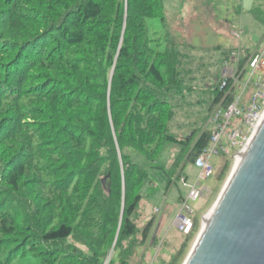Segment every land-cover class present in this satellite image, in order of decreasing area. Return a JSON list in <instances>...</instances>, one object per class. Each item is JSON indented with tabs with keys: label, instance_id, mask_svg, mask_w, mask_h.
Listing matches in <instances>:
<instances>
[{
	"label": "trees",
	"instance_id": "1",
	"mask_svg": "<svg viewBox=\"0 0 264 264\" xmlns=\"http://www.w3.org/2000/svg\"><path fill=\"white\" fill-rule=\"evenodd\" d=\"M178 42L164 0H0V264H127L153 240V219L137 224L149 168L169 187L178 163L160 157L193 161L210 137L171 131Z\"/></svg>",
	"mask_w": 264,
	"mask_h": 264
},
{
	"label": "rangeland",
	"instance_id": "2",
	"mask_svg": "<svg viewBox=\"0 0 264 264\" xmlns=\"http://www.w3.org/2000/svg\"><path fill=\"white\" fill-rule=\"evenodd\" d=\"M200 4L204 8L201 9L202 12H206L205 15L195 7ZM164 7L170 36L176 37L179 44L183 43L179 49L185 56L182 59V69H177L182 73L184 90L175 94V99L172 100L175 106V121L172 122L171 131L180 140L190 135L197 139L201 132L207 130L211 134L214 130L209 123L213 111H209V91L215 86L216 80L227 71L223 52L232 50L234 55L228 57L232 60H241L244 56L246 60L250 56L258 58L256 67H247L246 76L240 83L242 86L247 83L243 102L256 91V83L260 85V89L264 86V63L260 57L264 49V0H209L208 5L205 0H164ZM258 17L262 20L257 19ZM225 20L231 23L232 29L229 24H225ZM225 26L231 30L233 37L225 35ZM230 44L232 48H228ZM237 86L234 92L239 96L241 91ZM178 151L177 148L168 150L160 157L157 166H168L167 169H170L173 163V160L170 161V154H180ZM237 152L234 147L229 155H212L209 162L214 166L216 174L207 180H199L198 170L184 162L181 172L187 180L183 182L178 176H173L169 187V180L162 170L149 168V177L140 189L143 203L139 208L141 207L145 217H157L153 226L155 236L135 252L128 248L127 264H169L171 257L185 242L184 251L178 261V264H184L205 222L204 217L212 211L232 171ZM187 153L188 151L184 150L183 156ZM178 158L182 160L180 155ZM134 161L148 167L139 155L134 156ZM195 183L202 194L192 201L188 199V193ZM182 201L192 210L191 227L185 234L179 233L175 228V218L181 209ZM138 214L137 224L141 227L139 209ZM121 245L125 248L127 242H122ZM82 250L87 251L84 247ZM102 264H118V261L114 260L111 252Z\"/></svg>",
	"mask_w": 264,
	"mask_h": 264
},
{
	"label": "water",
	"instance_id": "3",
	"mask_svg": "<svg viewBox=\"0 0 264 264\" xmlns=\"http://www.w3.org/2000/svg\"><path fill=\"white\" fill-rule=\"evenodd\" d=\"M184 264H264V118Z\"/></svg>",
	"mask_w": 264,
	"mask_h": 264
},
{
	"label": "built area",
	"instance_id": "4",
	"mask_svg": "<svg viewBox=\"0 0 264 264\" xmlns=\"http://www.w3.org/2000/svg\"><path fill=\"white\" fill-rule=\"evenodd\" d=\"M232 55L234 53H231ZM260 57L264 63V49ZM257 62L258 58L253 56H250L242 67H239L240 60L237 58L225 62L227 71L223 73L219 86L224 94L213 108L209 120L214 130L210 134L207 147L193 158V167L198 170L199 180H207L213 176V165L209 162L212 155H229L234 147L238 151L236 156L243 154L264 118V86L260 89V85L256 83V91L243 102L247 83L243 86L240 84L246 76L247 67H256ZM235 86L241 91L239 96L234 92ZM228 98L231 99L230 102ZM179 179L185 182L183 178ZM201 194V189L195 183L189 189L188 199L195 201ZM191 215L192 210L182 201L181 209L175 218V228L179 233H187L192 223Z\"/></svg>",
	"mask_w": 264,
	"mask_h": 264
},
{
	"label": "crops",
	"instance_id": "5",
	"mask_svg": "<svg viewBox=\"0 0 264 264\" xmlns=\"http://www.w3.org/2000/svg\"><path fill=\"white\" fill-rule=\"evenodd\" d=\"M206 1V3H207V5H208V1L207 0H205ZM236 1H238V2H240L241 0H236ZM221 2H222V0H221ZM195 7H198V11L199 12H202V8H203V6L200 4L199 6H195ZM204 9V8H203ZM205 11V10H204ZM201 14H203V15H205L206 14V12H202ZM200 14V15H201ZM211 17V16H210ZM257 19H259V20H262V19H260L259 17L257 18ZM225 24H229V26L231 27V29H232V25H231V23L230 22H228L227 20H225ZM168 28V27H167ZM217 28V27H216ZM230 32H231V30L229 29L228 30V28H227V26H225V35H229V36H232L231 34H230ZM233 32V31H232ZM233 37V36H232ZM238 38H240V36L238 37ZM232 44V43H231ZM231 44H230V46L228 47V48H232V46H234L233 44H232V46H231ZM227 48V49H228ZM178 153H179V151H178ZM165 154V153H164ZM178 156H179V154H175V155H172V154H170V161L171 160H173V163H172V165H174V164H177L178 163V166L176 167V171H175V173H174V175L173 176H178L179 178L181 177V178H183L185 181L187 180V178L186 177H184V175L182 174V168H183V163L184 162H182L181 160L178 162L177 161V158H178ZM186 163H189L190 164V166H193V161L191 160V161H185ZM171 167V166H170ZM167 168H168V166H166L165 168H163V169H165V170H167ZM178 174V175H177ZM143 199V198H142ZM142 200H141V202H140V206L142 207ZM141 207L139 208V212H140V214H141V219H139V221L141 222V225H143L144 223H146V222H148L149 220H152L153 219V226L156 224V220H157V217H155V215H152V216H144V214L141 212ZM158 212H159V210H158ZM139 218H140V216H139ZM159 219H160V217H159ZM159 221H161V220H159ZM162 224H163V220H162ZM155 230V227H153L152 228V234H153V231Z\"/></svg>",
	"mask_w": 264,
	"mask_h": 264
},
{
	"label": "bare ground",
	"instance_id": "6",
	"mask_svg": "<svg viewBox=\"0 0 264 264\" xmlns=\"http://www.w3.org/2000/svg\"><path fill=\"white\" fill-rule=\"evenodd\" d=\"M241 158H242V154H241V155L239 154L238 156L235 157V160H234V163H233V168H232V170L235 169V168L239 165V163H240V161H241ZM211 213H212V211H211L210 213H208V214L204 217L205 222L203 223V225L206 224V222L208 221V219H209L210 216H211Z\"/></svg>",
	"mask_w": 264,
	"mask_h": 264
}]
</instances>
